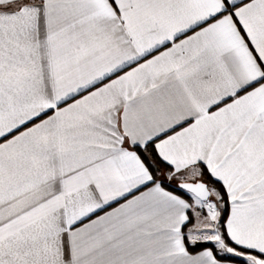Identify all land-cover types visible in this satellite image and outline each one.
Segmentation results:
<instances>
[{
  "label": "snow or ice",
  "instance_id": "obj_1",
  "mask_svg": "<svg viewBox=\"0 0 264 264\" xmlns=\"http://www.w3.org/2000/svg\"><path fill=\"white\" fill-rule=\"evenodd\" d=\"M0 264H264V0H0Z\"/></svg>",
  "mask_w": 264,
  "mask_h": 264
}]
</instances>
